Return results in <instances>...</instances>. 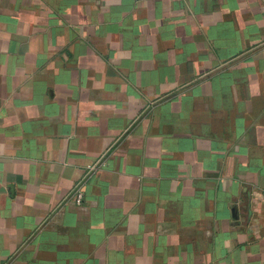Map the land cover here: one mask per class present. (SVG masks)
<instances>
[{"label": "crops", "instance_id": "obj_1", "mask_svg": "<svg viewBox=\"0 0 264 264\" xmlns=\"http://www.w3.org/2000/svg\"><path fill=\"white\" fill-rule=\"evenodd\" d=\"M0 264H264V0H0Z\"/></svg>", "mask_w": 264, "mask_h": 264}, {"label": "built area", "instance_id": "obj_2", "mask_svg": "<svg viewBox=\"0 0 264 264\" xmlns=\"http://www.w3.org/2000/svg\"><path fill=\"white\" fill-rule=\"evenodd\" d=\"M104 165V157H100L98 160L89 164L86 168L85 177ZM72 198L76 204L80 205L84 201V191L82 189V181L78 182L72 191Z\"/></svg>", "mask_w": 264, "mask_h": 264}]
</instances>
